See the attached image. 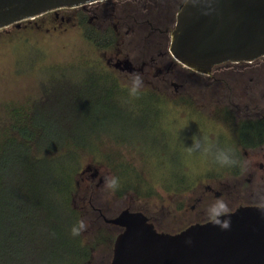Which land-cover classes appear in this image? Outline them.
<instances>
[{
    "label": "rangeland",
    "instance_id": "obj_1",
    "mask_svg": "<svg viewBox=\"0 0 264 264\" xmlns=\"http://www.w3.org/2000/svg\"><path fill=\"white\" fill-rule=\"evenodd\" d=\"M109 2L87 6L93 10L91 23L82 7L64 8L57 11L60 15L58 20L57 13L52 12L0 30V111L7 103H24L39 98L43 84L51 76L64 71L75 82L88 85L87 93L91 99L100 95L105 97L111 92L109 97L112 96L123 110L120 115H133L128 120L117 115V124L124 126H115L111 133L121 131L129 134L141 142V147L133 140L116 143L105 136L102 141H97V149L91 145L92 152L81 158L74 204L88 224L83 238L91 248V257L86 264H111L114 242L119 234V229L107 225L103 218L93 224L98 214L92 205L102 209L109 218L127 207L141 209L156 217L161 228L176 229L183 218L181 214H168L169 210H175L176 202L180 200V192L174 187L192 185L207 179L211 173L225 171L208 169L215 165L209 158L189 155L185 148L192 146L193 137H207L216 148L224 149L223 144L228 145V132L191 106L182 109L180 105L144 92L138 98L128 97L124 84L129 77L114 73L107 65V58L119 49L128 51L126 44L137 39L133 31L126 34L125 29L109 49L100 48L86 37L88 25L95 29L108 25L102 17L113 12ZM125 7L133 8V5ZM120 10L118 7L116 11ZM262 69L253 68L257 71ZM240 70L231 68L229 75L239 76ZM136 149L143 150L144 154ZM118 153L122 154L127 170L115 167L107 159L108 155ZM89 166L91 169L87 170ZM96 168L98 174L92 178ZM83 171H86L85 175ZM106 176L120 178L121 187L115 195H109L102 187ZM50 264H58L57 259L51 260Z\"/></svg>",
    "mask_w": 264,
    "mask_h": 264
},
{
    "label": "trees",
    "instance_id": "obj_2",
    "mask_svg": "<svg viewBox=\"0 0 264 264\" xmlns=\"http://www.w3.org/2000/svg\"><path fill=\"white\" fill-rule=\"evenodd\" d=\"M86 37L100 48L114 40L89 25ZM88 89L61 71L43 84L39 98L7 103L0 111V264H50L54 259L86 264L90 259L83 233L71 235L72 226L83 219L74 204L81 158L92 152L91 145L97 149L102 137L122 142L123 133L111 131L124 126L116 122L117 115L124 116L111 92L107 99H91ZM107 157L115 167L128 169L122 154Z\"/></svg>",
    "mask_w": 264,
    "mask_h": 264
},
{
    "label": "flooded vegetation",
    "instance_id": "obj_3",
    "mask_svg": "<svg viewBox=\"0 0 264 264\" xmlns=\"http://www.w3.org/2000/svg\"><path fill=\"white\" fill-rule=\"evenodd\" d=\"M106 1H110L113 12L102 17L108 25L97 29L110 34L114 40L103 49L112 48L125 29L126 34L133 31L137 38L126 44L127 52L119 49L107 58L111 70L126 77H129V73L138 72L145 84L141 92L164 98L172 104L180 105L182 109L191 106L209 116L228 132V145L223 144V148L232 149L240 162L232 168L212 165L208 169L225 171L211 173L207 179L185 185L184 190L178 191L180 200L176 202L174 211H168L170 216L182 215L183 220L176 229L161 228L157 218L144 210L132 207L126 209L144 213L157 231L176 234L194 224L208 222L203 215V208L212 203L216 196L225 199L229 213L244 206L264 207V69L253 70L264 68V55L251 62L218 64L209 73L195 71L179 62L170 49L178 14L187 0ZM127 5H133V8L125 7ZM87 6L82 8L91 23L93 10ZM118 7L121 10L117 12ZM56 19H60L59 13ZM231 68L241 69V75H229ZM126 141L123 134L122 143ZM133 141L141 147L137 138ZM136 151L144 154L141 149ZM241 165L244 166L243 171ZM87 169H91V166ZM92 176L95 178L97 173ZM92 207L98 214L93 224L103 218L107 225H114L108 223L106 218H115L122 212L109 218L102 209ZM114 226L119 229V234L124 231V228Z\"/></svg>",
    "mask_w": 264,
    "mask_h": 264
},
{
    "label": "water",
    "instance_id": "obj_4",
    "mask_svg": "<svg viewBox=\"0 0 264 264\" xmlns=\"http://www.w3.org/2000/svg\"><path fill=\"white\" fill-rule=\"evenodd\" d=\"M103 1L0 0V30ZM170 49L179 62L201 73L225 62L260 58L264 0H187L178 14ZM229 215L227 230L206 222L172 234L157 231L144 213L126 209L106 218L124 228L115 240L111 264H264V207L244 206Z\"/></svg>",
    "mask_w": 264,
    "mask_h": 264
},
{
    "label": "clouds",
    "instance_id": "obj_5",
    "mask_svg": "<svg viewBox=\"0 0 264 264\" xmlns=\"http://www.w3.org/2000/svg\"><path fill=\"white\" fill-rule=\"evenodd\" d=\"M129 80L124 84L127 89L129 98H138L141 95V90L145 87L143 77L138 72L128 74ZM189 155L198 154L202 157L209 158L211 162L221 168H232L237 166L240 162L235 158L232 149L216 148L213 144L208 142L207 137L195 138L193 137L192 146L185 148ZM242 171L244 166L241 165ZM103 188L109 195H115L121 187V181L118 176L104 177ZM203 215L209 223L221 231L227 230L231 224L229 215V206L222 196L214 197L212 203L203 208ZM88 228L85 220L80 219L71 228V235L73 237L80 236Z\"/></svg>",
    "mask_w": 264,
    "mask_h": 264
}]
</instances>
